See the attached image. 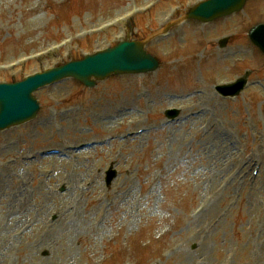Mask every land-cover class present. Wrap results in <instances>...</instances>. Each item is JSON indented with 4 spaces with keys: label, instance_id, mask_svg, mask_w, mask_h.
Masks as SVG:
<instances>
[{
    "label": "rangeland",
    "instance_id": "rangeland-1",
    "mask_svg": "<svg viewBox=\"0 0 264 264\" xmlns=\"http://www.w3.org/2000/svg\"><path fill=\"white\" fill-rule=\"evenodd\" d=\"M197 1L0 0V82L122 40L159 61L41 90L36 120L0 133V264H264V57L247 38L264 0L178 25Z\"/></svg>",
    "mask_w": 264,
    "mask_h": 264
},
{
    "label": "water",
    "instance_id": "water-1",
    "mask_svg": "<svg viewBox=\"0 0 264 264\" xmlns=\"http://www.w3.org/2000/svg\"><path fill=\"white\" fill-rule=\"evenodd\" d=\"M244 0H211L194 8L189 17L207 21L238 11ZM251 40L264 52V26H257L250 32ZM157 62L147 55L141 43H125L113 50L87 57L81 62H70L43 75L28 78L15 85H0V129L17 124L34 115L38 109L31 92L47 83L64 77H73L86 86H93L91 77L102 79L110 73H142L155 70ZM239 92V86L229 91ZM107 181L112 178L109 172Z\"/></svg>",
    "mask_w": 264,
    "mask_h": 264
},
{
    "label": "bare ground",
    "instance_id": "bare-ground-1",
    "mask_svg": "<svg viewBox=\"0 0 264 264\" xmlns=\"http://www.w3.org/2000/svg\"><path fill=\"white\" fill-rule=\"evenodd\" d=\"M214 142L213 143H211L208 147L209 148H212L213 146H214ZM223 148L225 149V147L223 146ZM222 147H221V149L220 150H224ZM200 152H203L205 155H206V153L202 150V149H200ZM207 156V155H206ZM62 157H65V156H62ZM50 159H54V157H52V158H50ZM197 190H199V191H206V188L204 189V187H202V185H201V183L197 186ZM13 214H14V211L11 213V220H10V224H11V226L13 227L14 226V223H15V221L14 220H12V218H13ZM16 215H24V216H27V217H29L30 216V213H29V208L27 207V206H22L21 207V211L19 212V213H17L16 212Z\"/></svg>",
    "mask_w": 264,
    "mask_h": 264
}]
</instances>
